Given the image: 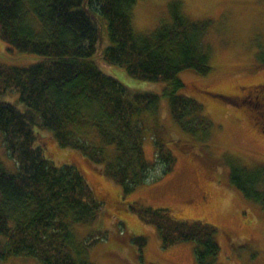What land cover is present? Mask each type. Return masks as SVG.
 I'll use <instances>...</instances> for the list:
<instances>
[{"label":"trees","instance_id":"1","mask_svg":"<svg viewBox=\"0 0 264 264\" xmlns=\"http://www.w3.org/2000/svg\"><path fill=\"white\" fill-rule=\"evenodd\" d=\"M136 1L0 0V40L36 59L23 68L0 64V97L16 92L24 107L0 99V147L14 164L9 172L0 161V262L22 256L41 264H88L74 260L64 241L69 225L95 221L102 203L73 165L53 164L47 138L80 154L125 194L145 181L155 160L163 174L172 170L175 159L160 142L154 141V161L143 154L141 114L155 111L157 95L128 88L103 68L118 66L137 81L170 85V115L188 127L187 117L200 106L174 94L183 87L177 74L210 70L206 24L173 7L168 22L139 33L131 24ZM229 181L264 210L263 168L235 167ZM126 206L119 209L135 211L161 246L191 242L196 264H218L212 226L178 220L165 208ZM115 238L139 249L144 244L140 237Z\"/></svg>","mask_w":264,"mask_h":264},{"label":"rangeland","instance_id":"2","mask_svg":"<svg viewBox=\"0 0 264 264\" xmlns=\"http://www.w3.org/2000/svg\"><path fill=\"white\" fill-rule=\"evenodd\" d=\"M173 7L206 24L203 43L210 51L206 74L189 70L177 74L183 87L174 94L200 106L187 117L188 127L179 126L170 115V85L137 81L118 66L103 68L126 87L157 95L155 111L141 114L143 154L146 161H154V141H158L174 157L173 168L163 174V165L155 160L145 181L125 194L80 154L60 149L47 138L53 164L73 165L102 203L95 221L69 225L64 245L74 260L88 264H196L193 243L163 247L155 229L142 222L135 211L119 209V205L134 204L165 208L178 220L212 226L219 248L218 264H264V210L229 181V172L235 167H245L250 173L264 169V134L252 118V110L231 105L214 91L264 76V0H137L131 8L132 28L139 33L151 32L168 22V11ZM35 62L0 40L1 65L23 68ZM0 99L24 109L16 92ZM0 161L4 169L13 171L14 164L2 147ZM203 190L206 194L200 198ZM119 234L143 238L144 244L139 249L133 241L115 238ZM4 242L0 235V244ZM88 243L91 245L86 246ZM0 264L41 263L10 256Z\"/></svg>","mask_w":264,"mask_h":264},{"label":"flooded vegetation","instance_id":"3","mask_svg":"<svg viewBox=\"0 0 264 264\" xmlns=\"http://www.w3.org/2000/svg\"><path fill=\"white\" fill-rule=\"evenodd\" d=\"M214 91L220 93L225 102L248 111L252 110V118L259 124L260 132L264 134V76L257 81L244 80L235 87L224 90L218 88ZM203 191L200 198L202 194H206Z\"/></svg>","mask_w":264,"mask_h":264}]
</instances>
